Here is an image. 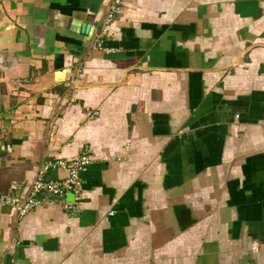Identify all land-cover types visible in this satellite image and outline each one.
I'll use <instances>...</instances> for the list:
<instances>
[{"label": "crops", "instance_id": "1", "mask_svg": "<svg viewBox=\"0 0 264 264\" xmlns=\"http://www.w3.org/2000/svg\"><path fill=\"white\" fill-rule=\"evenodd\" d=\"M113 3L0 0V264H264V0Z\"/></svg>", "mask_w": 264, "mask_h": 264}, {"label": "built area", "instance_id": "2", "mask_svg": "<svg viewBox=\"0 0 264 264\" xmlns=\"http://www.w3.org/2000/svg\"><path fill=\"white\" fill-rule=\"evenodd\" d=\"M119 14L120 0H114L106 14L105 23H111ZM97 48L101 49L100 43H98ZM95 116L96 112L88 114L89 119H93ZM90 163V154L88 151H84L75 159L58 160L49 164L38 172L35 179L26 188L18 185L11 188L9 192L0 194V207L10 208L18 217H23L47 202L43 196L49 195L59 198L65 211L75 212L78 209L77 200L80 198L81 191L80 175ZM48 169L63 170L66 175L58 180L45 181L43 178ZM67 194L73 196L72 202L65 201L64 197Z\"/></svg>", "mask_w": 264, "mask_h": 264}, {"label": "water", "instance_id": "3", "mask_svg": "<svg viewBox=\"0 0 264 264\" xmlns=\"http://www.w3.org/2000/svg\"><path fill=\"white\" fill-rule=\"evenodd\" d=\"M66 197H67V199H71L72 195L68 194Z\"/></svg>", "mask_w": 264, "mask_h": 264}]
</instances>
